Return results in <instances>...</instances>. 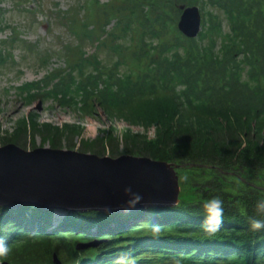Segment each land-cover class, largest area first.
I'll return each mask as SVG.
<instances>
[{
	"label": "trees",
	"instance_id": "1",
	"mask_svg": "<svg viewBox=\"0 0 264 264\" xmlns=\"http://www.w3.org/2000/svg\"><path fill=\"white\" fill-rule=\"evenodd\" d=\"M181 3L200 6L196 36L178 27ZM120 6L112 65L96 51L88 55L79 40L73 63L18 87L28 100L43 93L91 116L101 107L144 131L127 128L121 136L111 125L86 138L82 124L39 122L34 112L19 117L5 137L22 145L29 135L34 146L40 133L41 143L69 148L79 137L82 150L181 164L179 200L115 211L74 207L61 218L55 207L0 205V242L10 249L0 264H57L54 253L61 264H264V230L253 231L249 222L264 219L256 207L264 201V0H123ZM129 31L133 46L115 41ZM83 36L94 33L87 28ZM5 51L0 45V61ZM214 197L223 201V224L208 238L203 205ZM80 241L91 244L78 248Z\"/></svg>",
	"mask_w": 264,
	"mask_h": 264
},
{
	"label": "rangeland",
	"instance_id": "2",
	"mask_svg": "<svg viewBox=\"0 0 264 264\" xmlns=\"http://www.w3.org/2000/svg\"><path fill=\"white\" fill-rule=\"evenodd\" d=\"M121 4L123 0H0V45L6 48L7 57L0 61V144L14 141L5 136L11 135L19 117L34 112L38 114L39 122L60 125L80 123L86 138L94 137L103 128L111 125L115 133L121 136L127 128L144 131L143 126L139 124H130L116 117L109 118L101 107H97L96 115L91 116L71 106L62 105L43 93L37 94L33 100H28L18 87L25 81L42 78L47 70L55 67L65 68L69 63H73L81 53L79 40H83V48L88 55H93L96 51L104 64L112 65L119 56L113 51L110 43L114 39L113 30L118 31L122 26L121 23L115 25V14L122 9ZM125 12L130 14V9H125ZM108 18L113 19L110 22ZM107 22L109 23L104 29L106 32L102 33V27ZM87 28H91L94 33L92 39L83 36ZM100 34L104 41L98 45L96 38ZM119 34L116 42L121 40L124 45L131 42L133 46L131 31ZM122 67L125 68L126 65L123 64ZM155 132L156 127L151 126L148 130L149 137H154ZM20 140L24 147L30 149L36 146H51L47 141L41 143L40 133L35 135L34 146L29 135L21 137ZM75 141L73 148L82 150L79 137H76ZM63 147H67V144ZM55 208L58 218L67 210ZM79 243L90 245L89 241Z\"/></svg>",
	"mask_w": 264,
	"mask_h": 264
},
{
	"label": "water",
	"instance_id": "3",
	"mask_svg": "<svg viewBox=\"0 0 264 264\" xmlns=\"http://www.w3.org/2000/svg\"><path fill=\"white\" fill-rule=\"evenodd\" d=\"M180 8L182 11L178 19L179 29L190 37L198 35L202 28L200 7L197 4L181 3ZM54 150L59 153L57 152L58 155L52 157ZM21 152H27L32 156H23L22 159L27 161L25 160V163L17 166L14 164L16 163L14 159L21 157ZM39 154L43 156H38ZM48 161H51L50 165ZM111 161L123 166L125 173L122 178L112 174L111 181L115 183L105 186L102 183L103 179L99 177V172L104 177L107 165ZM27 162L28 168L20 167L26 165ZM75 164L83 165L82 171L86 170L89 175H94L96 181L91 180L89 184H73L68 179V173L69 166ZM180 165L149 155L131 153H122L118 156L101 155L97 152L77 148L46 145L30 149L10 141L0 144V205L20 206L34 203L45 208L79 207L84 209L87 207L103 208L111 200L124 204L128 199L136 198L143 200L138 201L135 207L126 208L127 210L153 204L173 205L178 202L181 189L177 172V167ZM9 166H16L18 172V169H23V172L13 175L4 172L3 169ZM52 167L56 174L48 172ZM162 196H166V199L161 200ZM115 206L117 205H112V211L117 210ZM85 245L88 243H78L77 247ZM54 260L57 264H61L57 253H54Z\"/></svg>",
	"mask_w": 264,
	"mask_h": 264
},
{
	"label": "bare ground",
	"instance_id": "4",
	"mask_svg": "<svg viewBox=\"0 0 264 264\" xmlns=\"http://www.w3.org/2000/svg\"><path fill=\"white\" fill-rule=\"evenodd\" d=\"M57 150H54V155L52 156V157H54V156H56V154H57ZM19 153V152H18ZM41 153V152H40ZM59 153V152H58ZM21 154H22V156L21 157H18V158H16V159H14V162H16V163H14L15 165H21V164H23V163H25V160L24 159H22V157L23 156H28V155H30L29 153H27V152H21ZM46 154V153H45ZM58 155V154H57ZM32 155H30V157H31ZM38 156H43V155H38ZM47 156V155H46ZM82 156V155H81ZM37 157V156H36ZM15 158V157H14ZM45 159H47V160H49L48 158H45ZM52 159V158H51ZM54 160V159H53ZM27 161V160H26ZM52 161V160H51ZM50 161V162H51ZM56 161V160H55ZM50 162L48 161V163H49V165H50ZM93 164V163H92ZM32 165V164H31ZM53 165V164H52ZM54 166H55V164H54ZM20 167H22V168H24V167H27L28 168V162H27V164L26 165H22V166H20ZM123 166H121V165H119V164H115L114 162H110V164L109 165H107V168H109V169H107L106 168V171H105V174H104V177L102 176V174H101V172H99V177L101 178V179H103L102 180V183H103V185H105V186H109L110 184H113V183H115L114 181H111V176H112V174L115 176V175H118L120 178H122V177H124V175H123V173H125L124 172V170H123V168H122ZM86 168V167H85ZM69 169H70V171H69V176H68V179L73 183V184H89V182L91 181V180H94V181H96V178H95V176L94 175H92V174H90L92 177L90 178V175L87 173V171L86 170H84V171H82V169H84V166L83 165H79V164H75V165H70L69 166ZM4 170V172H9L10 174H17V173H19V172H21L22 170H20V169H18L19 170V172L17 171V169H16V166H9L8 168H4L3 169ZM23 172V171H22ZM48 172L49 173H51V174H53V172H54V168L52 167L51 169H49L48 170ZM55 174H56V172H54ZM58 174V173H57ZM50 175V174H49ZM58 178V177H57ZM163 199H166V196H162L161 197V200H163ZM141 200H143V199H139V198H136V199H128L127 200V203H124V204H119V202L120 201H117V202H114L113 200H111V201H108L106 204L107 205H104L103 206V208H106V209H108V210H111L112 211V209H113V207H112V205H117V206H115V208L117 209V210H127L126 208H128V207H135L136 205H137V203H138V201H141ZM160 200V201H161ZM119 205H121V206H119ZM124 205H130V206H124Z\"/></svg>",
	"mask_w": 264,
	"mask_h": 264
},
{
	"label": "clouds",
	"instance_id": "5",
	"mask_svg": "<svg viewBox=\"0 0 264 264\" xmlns=\"http://www.w3.org/2000/svg\"><path fill=\"white\" fill-rule=\"evenodd\" d=\"M203 207L205 211L203 232L206 237L213 238L220 231L221 225L223 224V201L219 197H214L208 200ZM256 207L258 214L264 216V201L258 202ZM249 222L253 231L264 230V219L249 218ZM151 231L154 235L159 234L160 227L153 226ZM9 251V247L3 242H0V257H6Z\"/></svg>",
	"mask_w": 264,
	"mask_h": 264
}]
</instances>
